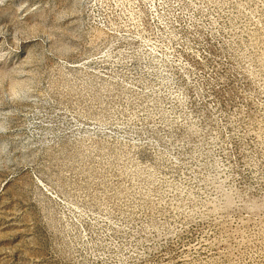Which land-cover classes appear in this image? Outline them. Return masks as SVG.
I'll return each mask as SVG.
<instances>
[{"label": "rangeland", "instance_id": "obj_1", "mask_svg": "<svg viewBox=\"0 0 264 264\" xmlns=\"http://www.w3.org/2000/svg\"><path fill=\"white\" fill-rule=\"evenodd\" d=\"M0 264H264V0H0Z\"/></svg>", "mask_w": 264, "mask_h": 264}]
</instances>
